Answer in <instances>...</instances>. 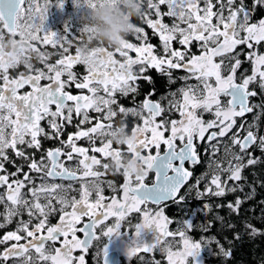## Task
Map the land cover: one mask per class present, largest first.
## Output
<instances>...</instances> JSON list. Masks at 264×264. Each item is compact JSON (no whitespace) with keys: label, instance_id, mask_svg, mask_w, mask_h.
<instances>
[{"label":"snow or ice","instance_id":"1","mask_svg":"<svg viewBox=\"0 0 264 264\" xmlns=\"http://www.w3.org/2000/svg\"><path fill=\"white\" fill-rule=\"evenodd\" d=\"M261 8L264 0L250 4L247 0H147L151 11H146L141 0L140 18L158 36L162 51L142 27L134 25L139 44L122 41L115 48L123 58L119 60L106 48L82 57L80 44L75 55H64L79 38L69 39L67 28L64 34L47 30L46 5L38 0H0V188L4 189L0 229L16 221L15 230L0 236V245H5L0 264H86L85 254L92 249L97 264H123V258L130 261L133 256L142 264H161L138 255L155 250L167 264H207L209 253L229 259L231 249L214 236L194 240L189 235L197 226L198 213L207 215L211 204L186 214L175 229L164 208L169 202L186 203L181 195L186 185L195 190L198 200L244 192V170L264 163L253 151L259 147L264 152V133L254 131L264 114V102L253 103V98L264 94V17L254 19ZM165 16L173 19L171 25L164 22ZM174 42L181 47L174 48ZM40 44L59 47L61 58L49 63L51 53L42 51ZM34 58L42 68L33 64ZM245 62L251 65L250 74L242 70ZM21 65L26 71H19ZM76 65H84L86 74L75 72ZM150 69L167 77L169 85L177 83L174 70L182 71L185 75L178 79L183 83L160 99H155L152 88L135 107L119 104L117 94L135 101L139 82L152 83ZM73 87L81 92L73 94ZM92 112L102 116L93 117ZM173 113L179 119L172 118ZM205 113L213 119L205 120ZM250 113L254 120L246 125L243 121ZM118 114L123 117L119 122ZM128 117L137 118L131 134ZM74 119L79 120L77 130L61 139ZM86 124L90 126L82 127ZM121 132L126 139L114 142L112 137ZM85 138L90 147L78 146ZM44 140H59L61 146L45 150ZM119 146H126V152ZM221 151L223 157H217ZM36 152L41 153L38 159ZM204 153H210L209 171L194 177L192 168L204 163ZM9 165L15 170L10 171ZM109 174L122 176L123 183L106 179ZM192 179L195 182L189 185ZM75 183L80 185L79 198H69ZM105 184L111 196L105 194ZM254 193L253 187L226 207L239 216ZM55 213L59 216L53 224L50 218ZM134 213L138 214L135 223ZM216 219L224 227H235L223 216ZM212 223L202 224V230L208 232ZM125 224L128 231L121 230ZM245 227L252 235L259 234L252 224ZM234 238L239 239V233ZM211 245L219 252H213Z\"/></svg>","mask_w":264,"mask_h":264},{"label":"flooded vegetation","instance_id":"2","mask_svg":"<svg viewBox=\"0 0 264 264\" xmlns=\"http://www.w3.org/2000/svg\"><path fill=\"white\" fill-rule=\"evenodd\" d=\"M38 3L41 6H45L46 5L48 7L47 17L54 18V17H56L58 15V12H59L58 9H60L59 8V0H38ZM161 7H165V6L162 5ZM145 10L146 11H151V10H148V9H145ZM161 11H166V10H161ZM151 18L152 19L156 18L154 12H152ZM166 18L169 19V20L167 21ZM163 19H164V22H169V23L173 22L172 18H169V17H166V16ZM132 22H133L134 25H136L138 27H142L144 29L145 33L150 37V42L153 45L157 46L159 44V48H161V42H160L158 36H155L152 33V30L150 28H148L146 21L142 20L140 17H134ZM85 23H86V21H83L82 23L76 24L72 28V32L73 31H77L79 26L85 27ZM53 28H54L55 31H57L58 34H64V32H65L64 30H61L62 25L60 23H57L56 25H54ZM82 29H84V28H82ZM71 33L67 31V35H70ZM77 33L81 35L82 39L78 40L76 42H73V46L69 48L70 50L75 51V52H76V49H75L76 45H78V44L81 45L83 42H85L87 40V36L86 35L78 32V31H77ZM5 35L7 36V33H5ZM16 39L18 40L19 37L17 36ZM126 40H128L129 42L135 43V44H139V41L136 39V34H134V33L129 34L126 37ZM33 43H36V42H33ZM95 44H96V42L93 41L92 44L89 45V47H94ZM38 46L40 47V49L42 51H47L48 53H51L50 59H49V63H55V61L60 58V54L59 53H62V52L60 51L59 47L53 48L51 45H43V44H40ZM176 46H177V48L181 47L178 43H177ZM105 48L106 49H110L107 46H105ZM192 50L194 52L197 51V46L195 44L193 45V49ZM261 50H264V46L261 47ZM161 51H162V48H161ZM71 53L75 54L74 52H71ZM130 55L135 57V53L130 52ZM33 64L34 65H38L40 68L43 67V65L40 64L35 58L33 59ZM242 70H247L248 73L250 74L251 65L249 63L245 62L244 65H243V69ZM74 71L79 73L81 76L86 74V68H85L84 65H76V66H74ZM148 75H150L152 77V83L150 84L147 80H141L139 82L140 86H141L140 87V94L136 96V100L133 101L131 96L125 98V97L119 96V94H117L118 95L119 104L124 105L126 107H135L137 105V102L142 101L144 99V95L147 94L152 88L156 89L157 95L155 96V99H160L162 96H166L168 93L176 91V89L179 88L182 85L183 82L180 81L178 78L180 76H182V75H185V73H183L182 71L174 70V75L177 78V83L175 85H169L167 77L161 76V74L156 72L154 69H150L148 71ZM190 82L191 83H195V81H190ZM42 83H46V81L42 82ZM257 90L259 91V89H257ZM71 91H72L73 94H77V93L81 92V90L75 89L74 87L71 89ZM83 91L86 94V90H83ZM262 96H264V94L258 95L257 97L253 98V103L260 104V103L264 102V100H262ZM164 103L167 104V101H164ZM113 107L115 108L116 106H113ZM116 110L118 112V108H116ZM255 111L259 112L260 109L258 108ZM90 115L93 116V117L102 116L101 113H94V112L90 113ZM263 117H264V114L261 115V119ZM122 118L123 117L118 114V116L116 118V121L119 122V120L122 119ZM172 118L179 119V116H178V114L173 113L172 114ZM203 118L205 120L213 119L211 114H207V113L204 114ZM127 120H128V124H129V128H128L129 134H131V132H130L131 127H133L135 125V122H136L137 118L136 117H128ZM253 120H254V114L250 113V114H247V116L244 118L243 122L247 125V124L253 123ZM238 122H239V120H238ZM78 123H79V120L78 119H74L72 125L67 126L63 130V135H62L61 139L66 140L68 133L75 132L77 130L76 129V125ZM42 125H43V127L46 130L50 131L49 126L47 124V121H43ZM89 126L90 125L86 124V125H83L82 127L87 128ZM254 131L258 132V129L256 128V129H254ZM99 143H100V141L97 140V146H99ZM228 143H230V141H228ZM77 144H78V146L90 147L89 141L86 138L85 139H81L80 141L77 142ZM43 146H44V149L47 150L49 147H58V146H61V145L59 143V140H44L43 141ZM119 147H121L126 152V146H119ZM66 150L70 151V149H66ZM234 150L238 151V149H234ZM28 151L29 152H33L34 150L30 149ZM209 154L210 153H204V163L192 168V171L194 172V177L198 178L203 173H205L206 171H209L208 168H207ZM35 155H36V158L38 159L40 157L41 153L36 152ZM95 155H97L98 158L103 159L100 156L99 153H95ZM217 157H223V151L219 152L217 154ZM23 166L25 168V171H27L28 169H27L26 164L23 165ZM186 166L191 168L190 165H186ZM225 166H226V162H225ZM8 168H9L10 171H14L15 170L12 165H9ZM32 175H33L34 178H37V174L32 173ZM106 179L114 180L117 185L123 183V177L120 176V175L113 176L112 174H109L106 177ZM194 182H195L194 179L190 180L189 181V185L193 184ZM79 187H80L79 183H75L73 185V189L74 190H71V189L69 190V198H71L72 196H76L77 198H79V191H78ZM103 187H104V190H105V194L107 196H111L113 194L111 189H109L107 187V184L103 185ZM202 189H203V184L201 185V190ZM3 191H4V189L0 188V192H3ZM181 195H184L185 198H186V203L185 204L177 205L175 203L169 202L167 204V206L164 208L165 214L168 217L172 218V219H173V215H174V211L175 210H182V209H185V208H190L189 206L198 207V205L203 207L205 198H203V200H198L196 198L195 190L189 191V186L186 185L185 188L181 190ZM94 198H95V194L93 193V199ZM56 207L59 208V205H56ZM150 207L155 209L156 205H150ZM68 210H70V209H68ZM58 216H59V214L56 213L55 217L51 219V223L55 224L58 221ZM22 218L25 219V220L28 219L27 216L22 217ZM0 219H1V217H0ZM137 220H138V214L134 213L133 214V223L137 222ZM173 221H174V219H173ZM111 222L112 221H109V223H111ZM177 226H178V224L174 222L173 225H171L170 227L172 229H175ZM15 228H16V221H14L10 225H7V227L5 229H0V236H2L3 233L6 232V231L15 230ZM121 230L122 231H128L127 225L125 224V226ZM10 243H13V242H9V244ZM22 243H23V241H22ZM0 247H2V246L0 245ZM3 248L4 247H2L0 250H2ZM75 255L79 256V255H81V253L77 252V253H75ZM138 255L146 256L149 259V261H151L152 258L160 260V257L164 256V255H162V253L159 250H155L151 254L140 253ZM163 260L167 263V261L164 258H163ZM85 262H86V264H97V257H96V250L95 249H92V250L89 251L88 254H85ZM123 264H142V261L139 260L138 256H133L130 261L127 258H123Z\"/></svg>","mask_w":264,"mask_h":264},{"label":"trees","instance_id":"3","mask_svg":"<svg viewBox=\"0 0 264 264\" xmlns=\"http://www.w3.org/2000/svg\"><path fill=\"white\" fill-rule=\"evenodd\" d=\"M250 4L251 0H247ZM162 9L165 7H161ZM264 16V8H261L255 13L254 19L259 20ZM168 21L169 19L166 18ZM96 45V44H95ZM177 42L173 43V47L177 48ZM159 48V44L156 46ZM113 48V47H112ZM111 48V49H112ZM76 49V47H75ZM71 52H74L71 50ZM116 59H121L119 55L115 54ZM39 67L38 65H35ZM19 71H26L21 65ZM258 134L264 133V117L257 122ZM254 155L261 157L264 160V152H261L259 147L253 149ZM246 178L243 183L244 192L237 191L235 193H229L225 197H211L207 201L212 206V211L205 215L203 211L198 213V218H196V228L189 234L192 238H197L200 233H202L201 225H207L209 222L212 223V227L208 232H205V236H214L220 243L226 248H230L232 255L229 259L221 255L206 254L207 264H264V163L257 164L256 166L246 168L243 172ZM255 181V184H253ZM253 187L255 188V193L251 199L245 200L243 203L240 214L237 216L235 213H231L226 207L229 201H234L236 196L244 197L245 192H252ZM54 203V202H53ZM216 205H224V207H216ZM190 208H185L182 210H175L173 219L174 222L178 224L186 218V214L195 211L197 208H202V206ZM0 211H2L0 209ZM56 215L53 214L50 219L54 218ZM27 216L26 214L23 217ZM217 216H223L226 221L235 225L234 228L224 227L219 220L216 219ZM245 223L252 224L255 228L259 230V234L252 235L251 230L245 227ZM239 233L240 238L235 239L234 235ZM5 247V245H1ZM0 247V249L2 248ZM213 252H219V249L215 245H211ZM161 264H166V262L161 258Z\"/></svg>","mask_w":264,"mask_h":264},{"label":"clouds","instance_id":"4","mask_svg":"<svg viewBox=\"0 0 264 264\" xmlns=\"http://www.w3.org/2000/svg\"><path fill=\"white\" fill-rule=\"evenodd\" d=\"M141 0H86L85 7L89 10V16L83 34L87 40L80 46V54L87 57L96 48H117L126 37L133 33L134 17H140ZM96 46L89 47L92 42ZM114 142H123L126 137L123 132L113 136Z\"/></svg>","mask_w":264,"mask_h":264},{"label":"rangeland","instance_id":"5","mask_svg":"<svg viewBox=\"0 0 264 264\" xmlns=\"http://www.w3.org/2000/svg\"><path fill=\"white\" fill-rule=\"evenodd\" d=\"M85 3H86V0H63V6L60 9H58L59 10L58 15L56 17H54V18L47 17V19L45 21V28L47 30H49V31H52V32H56L57 33V31H55L53 27L57 23H60L62 25L61 30H64L65 31V28H67L68 32L71 33L72 32V28L76 24H79V23H82L83 21H86V18L90 14L88 8L84 6ZM143 3H144V6H145V9H147V0H143ZM164 6H165V8H163V9L161 8V10H166L167 11V6L166 5H164ZM166 23H168L169 25H171V23H169V22H166ZM82 28H84V27L79 26V28L77 29V31L80 32V30ZM77 31H73L69 35L68 38L69 39H72V36H76L79 39L75 40L74 42H76L78 40H81L82 37H81L80 34L77 33ZM107 50L112 51V52H114V54L119 55V53H116L115 52V48L114 47L112 49L110 48V49H107ZM60 51L63 52L62 49H60ZM74 53H75V51H74ZM63 54L64 55H69V54L75 55V54L71 53V50L70 49H69L68 53H63ZM129 55H130V53H129ZM60 58H61V56H60ZM120 60H123V58L121 57ZM229 183H232V182H229ZM211 197L212 196L204 197L205 198L204 203H208L207 201H209V199ZM0 209L3 211V205L0 206ZM203 213H204V211H203ZM0 222H3L2 221V217L0 219ZM189 234H191V232ZM204 236H205V232L203 231L202 233L199 234V236L197 238H193V239L194 240H200ZM177 239H179V238H177ZM161 258H164L166 260V258L164 256L160 257V260H161Z\"/></svg>","mask_w":264,"mask_h":264}]
</instances>
